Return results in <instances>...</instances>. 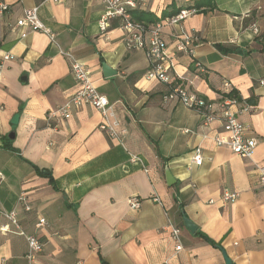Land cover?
Instances as JSON below:
<instances>
[{"label": "crops", "instance_id": "1", "mask_svg": "<svg viewBox=\"0 0 264 264\" xmlns=\"http://www.w3.org/2000/svg\"><path fill=\"white\" fill-rule=\"evenodd\" d=\"M3 1L10 8L0 13V264H28V242L19 230L43 243L35 264H227L220 247L231 264H264V188L257 184L264 165V41L251 28L255 21L264 26L259 0H147L133 11L135 20L152 25L182 7L200 8L184 22L200 41L193 54L178 57L172 85H184L219 113L222 83L229 80L241 97L232 110L258 139L249 159L216 145L220 121L205 126L200 112L163 99L169 86L146 78L147 57L126 48L121 18L101 32L100 0ZM35 5L55 41L17 26L24 9ZM173 30L164 27L169 47ZM61 50L86 63L114 104L126 129L122 141L101 128L103 115L91 104L73 109L66 120L48 119L78 87L72 59ZM6 53L11 57L3 60ZM196 61L206 69L200 76ZM104 62L117 73L106 76ZM197 146L201 165L192 163ZM225 191L240 195L227 202ZM23 194L29 210L19 201ZM133 195L142 199L136 210L129 204ZM11 210L19 228L1 231ZM42 217L45 226L38 225ZM173 224L181 228L178 251Z\"/></svg>", "mask_w": 264, "mask_h": 264}, {"label": "built area", "instance_id": "2", "mask_svg": "<svg viewBox=\"0 0 264 264\" xmlns=\"http://www.w3.org/2000/svg\"><path fill=\"white\" fill-rule=\"evenodd\" d=\"M44 1L64 2L66 0ZM100 1L104 4V10L99 19L101 32H105L108 29L110 21L113 18H121V27L126 32V48L128 50H141L147 57L148 69L145 73L146 78L161 81L169 86V90L163 95V99L165 101H178L200 112L204 116L205 126L210 125L214 121H220L222 129L214 136L216 145L228 146L241 157L252 158L258 145V139L251 133L250 125L241 121L237 117L236 112L232 110V107L239 104L241 100L236 97L225 96L233 88L229 80L224 79L222 83L225 95L220 105L219 113L212 109V105L204 97L197 93H190L184 85H172V73L175 71L178 57L182 54H193L197 43L200 41L199 36L190 35L184 27L185 20L200 11V8L193 5L182 7L176 13L165 17L163 20L148 25L133 18V11L145 6L147 0ZM9 8L10 6L7 2L0 0V13L8 11ZM258 8L264 10V0H259ZM38 13L39 5L25 8L23 15L17 21V26L30 28L32 31H42L55 41V32L39 19ZM166 26L176 28L175 31L173 30L175 38L173 47H169L165 38L164 27ZM251 28L254 35L264 41V26L255 21L252 23ZM61 52L72 59L71 70L78 87L62 104L48 111V119L59 118L66 120L71 117L73 109L79 108L84 104H91L103 115L104 120L101 128L111 138L122 141L126 129L121 126L114 104L94 84L86 63L81 59L75 58L70 52L63 50ZM10 57L11 55L6 53L3 56V60H7ZM195 68L196 75L199 76L206 70L203 63L199 61L195 62ZM1 76L2 63L0 62V79ZM260 83L264 85V80H261ZM249 108L251 107L248 105L244 106V110H248ZM139 159V156L132 155L133 161ZM203 161L202 149L200 146H197L192 153V163L201 165ZM3 177L4 175L0 170V179H3ZM257 184L264 188V165L258 166ZM239 195V192L225 191L223 199L227 202L235 201ZM154 200L161 202V199L157 196L154 197ZM19 201L24 205L25 210L31 208L24 194L20 195ZM141 203L142 199L139 196L133 195L129 199L131 209H139ZM4 215L8 222L1 226V231H9L11 225L19 228V218L16 210L6 211ZM38 225H47L46 218L42 217ZM18 232L25 235L28 242V250L26 252L28 264H35L39 254L42 252V241L36 235L25 234L22 230ZM171 237L176 243V250H181V228L179 226L172 225Z\"/></svg>", "mask_w": 264, "mask_h": 264}, {"label": "water", "instance_id": "3", "mask_svg": "<svg viewBox=\"0 0 264 264\" xmlns=\"http://www.w3.org/2000/svg\"><path fill=\"white\" fill-rule=\"evenodd\" d=\"M102 66H103L104 74L106 76H111V75L117 73L116 70H113L105 62L102 64ZM18 119H19V114L17 113V114L14 115V117L12 119V123L13 124H17L18 123ZM8 137L10 139H14L15 138V130L10 131L9 134H8ZM165 171H166L167 182H168L169 185H171L174 182V179H173V177L171 175V172H170L168 166H166ZM183 218H184V224L189 229V231L195 232L197 230V225L185 213H183ZM220 248H221V250L223 252V255H224L226 263L227 264H231L232 261L228 257L226 250L224 248H222V247H220Z\"/></svg>", "mask_w": 264, "mask_h": 264}, {"label": "trees", "instance_id": "4", "mask_svg": "<svg viewBox=\"0 0 264 264\" xmlns=\"http://www.w3.org/2000/svg\"><path fill=\"white\" fill-rule=\"evenodd\" d=\"M224 95H225V93H224ZM225 96L236 97L239 100H241V97L238 95L236 90H234V88H232V90L229 93H227ZM8 143H9V141L7 140V142L5 143V146H9Z\"/></svg>", "mask_w": 264, "mask_h": 264}]
</instances>
